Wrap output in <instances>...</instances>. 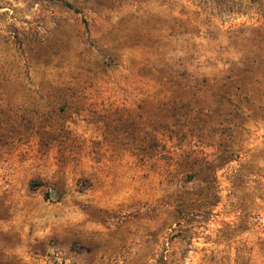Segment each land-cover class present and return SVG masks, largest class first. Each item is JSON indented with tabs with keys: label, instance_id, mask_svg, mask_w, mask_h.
Listing matches in <instances>:
<instances>
[{
	"label": "rangeland",
	"instance_id": "374dc122",
	"mask_svg": "<svg viewBox=\"0 0 264 264\" xmlns=\"http://www.w3.org/2000/svg\"><path fill=\"white\" fill-rule=\"evenodd\" d=\"M0 264H264V0H0Z\"/></svg>",
	"mask_w": 264,
	"mask_h": 264
},
{
	"label": "bare ground",
	"instance_id": "6f19581e",
	"mask_svg": "<svg viewBox=\"0 0 264 264\" xmlns=\"http://www.w3.org/2000/svg\"><path fill=\"white\" fill-rule=\"evenodd\" d=\"M135 25V24H134ZM148 40V39H147Z\"/></svg>",
	"mask_w": 264,
	"mask_h": 264
}]
</instances>
